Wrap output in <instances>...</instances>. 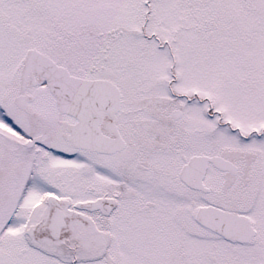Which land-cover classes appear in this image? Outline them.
<instances>
[{
    "label": "snow or ice",
    "instance_id": "6c2138e0",
    "mask_svg": "<svg viewBox=\"0 0 264 264\" xmlns=\"http://www.w3.org/2000/svg\"><path fill=\"white\" fill-rule=\"evenodd\" d=\"M0 264H264V0H0Z\"/></svg>",
    "mask_w": 264,
    "mask_h": 264
}]
</instances>
